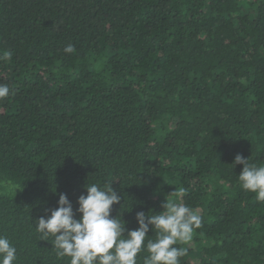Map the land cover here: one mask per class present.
I'll list each match as a JSON object with an SVG mask.
<instances>
[{"label":"trees","instance_id":"obj_1","mask_svg":"<svg viewBox=\"0 0 264 264\" xmlns=\"http://www.w3.org/2000/svg\"><path fill=\"white\" fill-rule=\"evenodd\" d=\"M0 84L14 264H68L35 222L60 194L79 219L87 183L112 184L128 230L167 197L198 209L180 264H264V202L234 165L264 166V0H0Z\"/></svg>","mask_w":264,"mask_h":264},{"label":"clouds","instance_id":"obj_2","mask_svg":"<svg viewBox=\"0 0 264 264\" xmlns=\"http://www.w3.org/2000/svg\"><path fill=\"white\" fill-rule=\"evenodd\" d=\"M74 50L73 45L64 49L66 53ZM9 94V86L0 84V98ZM237 164L243 165L238 175L241 188L255 193V199L264 202V166L249 163V159L239 154L234 161ZM86 191L87 195L78 199L79 219L75 218L67 195L60 194L58 208L51 210L47 219L41 217L35 222L40 239L50 241L57 257H67L68 264H137V256L142 251L148 253L143 264H180V257L188 249L176 245L189 244L195 230L202 226L198 209L183 202H172L167 197L162 204L163 211L138 212L139 227L128 230L124 220L111 217L113 205L121 202L112 184L87 183ZM150 230L155 233L154 239L147 235ZM16 259L15 246L6 236H0V264H14Z\"/></svg>","mask_w":264,"mask_h":264},{"label":"rangeland","instance_id":"obj_3","mask_svg":"<svg viewBox=\"0 0 264 264\" xmlns=\"http://www.w3.org/2000/svg\"><path fill=\"white\" fill-rule=\"evenodd\" d=\"M200 249V248H199ZM199 252V251H198Z\"/></svg>","mask_w":264,"mask_h":264}]
</instances>
